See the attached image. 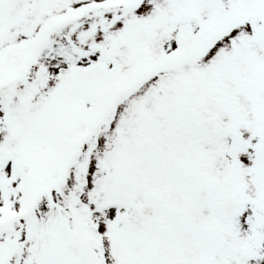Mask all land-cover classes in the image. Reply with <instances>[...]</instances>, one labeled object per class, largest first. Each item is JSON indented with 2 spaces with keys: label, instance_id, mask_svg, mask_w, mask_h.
I'll return each mask as SVG.
<instances>
[{
  "label": "snow or ice",
  "instance_id": "obj_1",
  "mask_svg": "<svg viewBox=\"0 0 264 264\" xmlns=\"http://www.w3.org/2000/svg\"><path fill=\"white\" fill-rule=\"evenodd\" d=\"M0 264H264V0H0Z\"/></svg>",
  "mask_w": 264,
  "mask_h": 264
}]
</instances>
